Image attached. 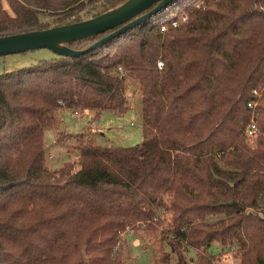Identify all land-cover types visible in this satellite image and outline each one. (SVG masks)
Segmentation results:
<instances>
[{"label":"trees","instance_id":"16d2710c","mask_svg":"<svg viewBox=\"0 0 264 264\" xmlns=\"http://www.w3.org/2000/svg\"><path fill=\"white\" fill-rule=\"evenodd\" d=\"M125 1L0 0V36ZM117 27L67 45L84 49ZM130 79L140 142L88 141L48 169L51 114L124 113ZM163 220L167 247L154 264H188L187 249L194 264H212L215 241L235 247L239 264H264V0H172L79 56L0 73V264H131L122 245L114 251L120 235Z\"/></svg>","mask_w":264,"mask_h":264},{"label":"rangeland","instance_id":"374dc122","mask_svg":"<svg viewBox=\"0 0 264 264\" xmlns=\"http://www.w3.org/2000/svg\"><path fill=\"white\" fill-rule=\"evenodd\" d=\"M7 7L5 1H2ZM171 18L168 16L167 19ZM49 25L55 24V20L49 21ZM57 54L49 48L29 49L24 52L0 55V73L16 70L32 64H36L43 59H50ZM126 95L128 98L127 110L124 113L103 111L102 117H96L94 110H77L79 115H75V110L68 109L66 114V124L56 117L55 110L50 116V125L45 132V165L48 169H55L67 160L78 157V147L88 141L101 146H113L116 142L109 135H102L101 131H109L111 125L123 133H138L141 131V103L138 91L135 90L133 80H128ZM72 113V115L70 114ZM94 131H91V129ZM100 129V131L98 130ZM102 129V130H101ZM256 135V133H255ZM254 135V136H255ZM254 138V137H252ZM251 138V139H252ZM92 140V141H91ZM131 143V142H129ZM135 145V143L133 144ZM115 146H119L116 145ZM129 227L120 235L117 244L122 245L123 255L126 262L131 264H154L159 258L161 249L167 247L165 241L160 238V231L165 228V220L155 224V230ZM119 250V249H118ZM209 252L215 255L212 264H239L235 247H225L215 241L209 248ZM188 264H194V250L187 249Z\"/></svg>","mask_w":264,"mask_h":264},{"label":"water","instance_id":"95a60500","mask_svg":"<svg viewBox=\"0 0 264 264\" xmlns=\"http://www.w3.org/2000/svg\"><path fill=\"white\" fill-rule=\"evenodd\" d=\"M172 0H127L117 7L96 16L44 29H34L0 36V55L24 52L29 49L49 48L57 55L79 56L109 39L125 32L151 17ZM156 3L151 9L143 10ZM118 26L113 31L99 38L84 49H74L67 43L105 32Z\"/></svg>","mask_w":264,"mask_h":264},{"label":"crops","instance_id":"0c3cea01","mask_svg":"<svg viewBox=\"0 0 264 264\" xmlns=\"http://www.w3.org/2000/svg\"><path fill=\"white\" fill-rule=\"evenodd\" d=\"M68 113H69L68 109H61V108L55 112L57 119L59 118L61 120V123H64V124H66V122H67V118L65 115ZM70 114L72 115V113H70ZM101 117H102V113L99 114L98 118L100 119ZM110 128L111 129H109V131H106V132L101 131L100 133L102 135L111 136L114 139V141L116 142L115 143L116 145L128 146V145H133L134 143L136 144V143L140 142V140H141V131L138 133H135V134L131 133V132L123 133L119 130H116L117 128H113L112 125ZM46 130H45V132H46ZM98 130L100 131V129H98ZM91 131H94V129L92 128ZM92 142L94 143V139ZM129 142H131V143H129ZM115 144L113 146H115ZM73 160H75V159H73Z\"/></svg>","mask_w":264,"mask_h":264},{"label":"built area","instance_id":"2783aa9c","mask_svg":"<svg viewBox=\"0 0 264 264\" xmlns=\"http://www.w3.org/2000/svg\"><path fill=\"white\" fill-rule=\"evenodd\" d=\"M185 19H186V16L182 15L180 18L172 20L170 22V24L172 26H176L180 21H184ZM165 27H166L165 25H162L161 29L164 30ZM157 65H158V67H161L162 66V61H158ZM252 93L254 95H258V90L257 89H253ZM248 106L250 108H252V110H254V108L256 106V102H251L250 101V102H248ZM77 110L78 109H76L75 112H74L75 115H79L80 114V113H78ZM256 130H257L256 121H255V118L252 116L250 121H249V123L246 126V131H245L246 135L250 136V137H253L255 135V133H256ZM127 229H129V227H127ZM118 249H119V246L116 245V247L114 248V251H118Z\"/></svg>","mask_w":264,"mask_h":264}]
</instances>
